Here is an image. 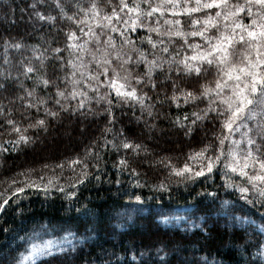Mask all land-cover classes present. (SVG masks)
<instances>
[{"label": "snow or ice", "instance_id": "1", "mask_svg": "<svg viewBox=\"0 0 264 264\" xmlns=\"http://www.w3.org/2000/svg\"><path fill=\"white\" fill-rule=\"evenodd\" d=\"M46 3L47 0L26 3L19 9L18 20L13 2L4 4L0 0V7L5 9L0 23L9 27L20 21H25V27H43L47 23L50 30L64 33L63 47L56 46L59 41L55 40L43 50L34 45L31 57L23 54L28 45L11 33L0 44V60L9 66L0 73V92L8 94L2 98L8 103L0 106V127L7 125L9 134H15V141L9 143H32L33 138L27 135L29 128L46 131L49 118L56 119L64 112L85 118L107 114L111 124L115 120L113 106L134 101L141 110L138 119L153 131L158 127L154 123L159 115L155 112L157 104L146 101L155 98L160 105L171 101L177 107L181 102L206 101L203 109L192 113L194 119L185 115L183 120L177 117L173 124L184 136L191 137L198 122L208 120L216 125L212 129L214 140L189 154L196 168L185 162L182 167H172V171L184 180L195 181L222 165L240 199L264 207V0H89L87 6L79 2L66 6L63 0H53L55 15L44 7ZM138 30H146L140 44L131 35ZM195 37L200 39H190ZM173 38L182 41V51L169 47L177 43ZM145 41L151 50L141 46ZM10 50L19 52V58H13ZM63 52L68 53L67 57ZM45 53L55 55L49 60ZM52 61L55 67L49 75ZM25 81H31V85ZM72 100H76L75 105ZM17 101L19 120L14 118ZM93 101L107 107L98 109ZM41 111L42 117L38 115ZM105 131L112 129L106 127ZM103 138L104 146L111 144L117 152H149L135 132L129 135L122 129L110 141ZM3 151L8 149L0 145ZM114 166L127 169L130 162L122 157ZM131 171L135 173L134 168ZM19 175L26 178L13 181L14 197L26 188L41 186L26 172ZM87 175L84 171L83 179L77 178L76 183H84ZM232 175H237L240 182L232 180ZM44 190L47 192V188ZM69 195L75 196V192ZM0 198L3 213L11 198L2 193ZM168 219L163 217L165 222ZM66 243L67 248L63 243L53 246L50 241L30 244L20 260L13 258V264H35L38 256L51 258L45 264H63L58 254L67 256L69 249L75 251L70 240Z\"/></svg>", "mask_w": 264, "mask_h": 264}, {"label": "trees", "instance_id": "2", "mask_svg": "<svg viewBox=\"0 0 264 264\" xmlns=\"http://www.w3.org/2000/svg\"><path fill=\"white\" fill-rule=\"evenodd\" d=\"M9 2L16 7L19 20V9L31 0H3L4 4ZM76 2L87 6L89 0H63L66 6ZM52 5L53 0H47L44 7L52 12ZM4 11L0 7V22ZM9 33L17 40L22 38L28 45L23 54L29 57L34 45L43 50L53 40L59 41L56 46L63 47L64 44V33L55 28L50 30L47 23L43 27L39 24L25 27V21H20L15 27L0 23V44ZM143 33L139 30L133 35L137 44H140ZM10 52L13 58H19V52ZM62 54L68 55L67 52ZM45 55L51 60L55 54ZM5 67L9 66L0 60V73ZM54 67L55 62H50L49 75ZM25 83L31 85V81ZM191 83L195 86L194 81ZM7 95L0 92V106L8 103L2 99ZM71 103L75 105L76 100ZM146 103L157 104L155 112L159 115L154 123L158 127L153 131L138 119L141 110L135 102L115 104V120L111 124L107 122V114L85 118L79 114L61 113L56 119L49 118L46 131L29 128L27 135L33 138V142L28 145L9 143L10 140L15 141V134H9L7 125L0 127V145L8 149L0 152V193L11 198L6 211L0 213V264H13V258L18 257L23 247L20 238L43 225L61 231L71 230L86 237L85 242L75 251H68L67 256L58 254L63 264H246V259L253 254L247 249L248 237L255 236L257 231L239 227L232 224L227 215L214 213L222 208L224 200L233 198L231 191L225 188V182L218 174L211 181L203 176L184 182L172 171V167H182L185 162L196 168V162L188 159L189 154L214 140L212 129L216 125L208 120L199 121L191 137L184 136L173 124L177 117L183 120L185 115L194 119L192 113L203 109L206 101L181 102L179 107L171 101L160 105L155 98ZM93 106L98 109L107 107L106 104L96 105L94 101ZM20 112L17 101L15 119H20ZM38 115L42 117L43 111ZM2 122L3 116L0 115ZM27 123L24 122L25 127ZM106 127L112 131H105ZM122 129L129 135L135 132L149 147V152L135 155L124 150L117 152L111 144L105 147L103 137L110 141ZM122 157L129 160L130 168L114 166ZM73 160L82 163L73 164ZM84 164H87L86 169ZM84 171L88 173L87 178L84 183L77 184V178L83 179ZM25 172L41 186L26 188L24 193L14 197L12 192L16 185L13 181L25 180V176L19 175ZM222 191L226 198L220 196ZM70 192H75V196H70ZM137 196L140 197L138 205L143 209L156 206L165 211L193 207L201 225L193 230L164 226L154 212H148L137 214L121 227L120 215L129 203L137 200ZM253 210H256L255 205ZM238 212L245 214L242 209ZM49 259L46 257L37 264H45Z\"/></svg>", "mask_w": 264, "mask_h": 264}, {"label": "rangeland", "instance_id": "3", "mask_svg": "<svg viewBox=\"0 0 264 264\" xmlns=\"http://www.w3.org/2000/svg\"><path fill=\"white\" fill-rule=\"evenodd\" d=\"M142 31L145 35L146 30ZM134 34H137V32L131 33L133 38ZM153 37L155 38V34H153ZM165 39H167V37H165ZM173 39L176 40L177 43L169 45V47L175 49L176 51H182L179 47V44L182 43V41L179 38ZM190 39L199 40L200 38L195 37ZM141 46L145 49L151 50V46L146 41ZM164 55L167 56L168 54ZM236 138L239 139L238 133L236 135ZM215 171H217L216 174ZM217 174L218 177L225 182V185H229L225 188H227L228 191H231L232 194L230 195H233V198L230 200H224L222 202V208H219L214 213H222L223 215H227V217H229L230 219V222H232V224H238L239 227L241 226L247 230L254 229L257 231V234L255 236L248 237L247 249L252 250L253 254L252 257L246 259V264H264V255H262V253H264V247H262L264 246V207H261L259 203L249 204L244 200L240 199V194L238 193V191L231 187V182L228 181L225 177L222 165H217L216 167H214L211 173L206 172V180H213V177H215V175ZM232 180L237 181V183L240 182L237 175H232ZM182 181L188 182L190 180H184L182 178ZM220 196L226 198L225 192H220ZM225 201H227L228 203L226 204ZM138 203H140L139 200L129 203L126 211L120 215L119 225L121 227L127 224L128 221H132L137 214H144L148 212H154L158 217V220L164 226L179 227L182 229L193 230L201 225V221L196 219V213L193 207H183L176 208L174 210L169 209L164 211L163 209L158 208L156 206L151 209H143V207L139 206ZM254 205L256 209L255 211L253 210ZM240 209L243 210V212L245 213L244 215H241L238 212ZM165 216L169 218L167 222L163 220V217ZM67 240H70L75 246V249H77L85 242L86 237L79 236L71 230L61 231L56 227L43 225L42 227H38L37 229H35L22 240L23 247L16 260H20L22 258V255L26 254V250L28 249L30 244L44 245L50 241L53 246L63 243L64 247L67 248ZM68 251H71V249H69ZM44 258L46 257H36L35 264H37Z\"/></svg>", "mask_w": 264, "mask_h": 264}]
</instances>
